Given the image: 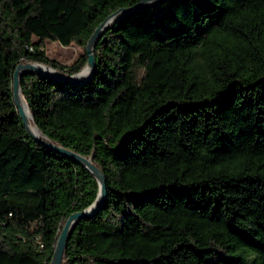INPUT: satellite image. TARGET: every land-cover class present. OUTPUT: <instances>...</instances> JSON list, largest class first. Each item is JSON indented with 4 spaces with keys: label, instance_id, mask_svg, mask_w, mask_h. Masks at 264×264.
Here are the masks:
<instances>
[{
    "label": "trees",
    "instance_id": "16d2710c",
    "mask_svg": "<svg viewBox=\"0 0 264 264\" xmlns=\"http://www.w3.org/2000/svg\"><path fill=\"white\" fill-rule=\"evenodd\" d=\"M139 1L0 0V264H50L67 219L98 193L23 127L16 68L78 74L86 50L66 67L45 41L68 47ZM93 53L83 85L20 77L41 137L105 178L106 201L70 231L62 264H264V0H162Z\"/></svg>",
    "mask_w": 264,
    "mask_h": 264
},
{
    "label": "water",
    "instance_id": "95a60500",
    "mask_svg": "<svg viewBox=\"0 0 264 264\" xmlns=\"http://www.w3.org/2000/svg\"><path fill=\"white\" fill-rule=\"evenodd\" d=\"M162 0H140L135 6L129 8V9H121L107 17L93 32L90 39L87 42L86 46V55H87V61L86 65L83 68L81 72L75 75H65L57 70H54L52 68H49L43 64L39 63H26L19 65L13 75V99L14 102L18 108L20 119L23 123V127L27 130V132L30 134L31 138L36 141L38 144H40L42 147L49 149L52 152L58 153L62 155L63 157L68 158L69 160L79 164L84 169H86L89 173L92 174V176L95 178L96 183L98 185V193L95 201L84 211L74 213L71 215L58 238L54 253L52 255L51 263L50 264H62L63 263V255L67 243V239L69 236L70 231L73 229V227L83 218H91L95 216L99 208L103 206V204L106 201V187H105V178L103 174L98 170V168L92 163L91 158L85 159L69 150H66L62 147H59L53 143H51L46 137L42 136L41 138L36 137L31 133V131L27 127L28 119L26 117V114L22 108L21 101L18 98V94L21 93L20 88V77L25 73H35L41 76H44L46 78L58 81V82H64L68 84H76V85H83L87 83L94 70H95V57H94V46L98 39L108 30L110 29L114 24H116L118 21L124 19L127 16H131L133 14H136L137 12L152 6L154 4H157ZM39 66L46 67L49 72H41ZM25 68H31V70L24 71L23 73L19 74L20 69ZM22 102L25 104L27 111L29 113L30 119H32L31 114L29 112V108L27 106L26 101L24 100L22 96ZM36 128V127H35ZM37 129V128H36ZM38 130V129H37Z\"/></svg>",
    "mask_w": 264,
    "mask_h": 264
},
{
    "label": "rangeland",
    "instance_id": "374dc122",
    "mask_svg": "<svg viewBox=\"0 0 264 264\" xmlns=\"http://www.w3.org/2000/svg\"><path fill=\"white\" fill-rule=\"evenodd\" d=\"M95 20L92 19L87 22L84 29L80 31L76 39H73L68 47H62L58 43L45 41L44 53L45 56L52 61H55L63 66L72 65L86 50L87 43L85 40L88 36L93 34V26ZM90 39V38H89ZM35 42L36 39H33ZM139 76H142V71L138 70Z\"/></svg>",
    "mask_w": 264,
    "mask_h": 264
},
{
    "label": "bare ground",
    "instance_id": "6f19581e",
    "mask_svg": "<svg viewBox=\"0 0 264 264\" xmlns=\"http://www.w3.org/2000/svg\"><path fill=\"white\" fill-rule=\"evenodd\" d=\"M39 68H40V71L41 72H49V70L46 68V67H43V66H39ZM28 70H31V68H25V69H20L19 70V74H21V73H23L24 71H28ZM18 98H19V100L21 101V104H22V108H23V110H24V112H25V114H26V117H27V119H28V122H27V127H28V129L31 131V133L33 134V135H35L36 137H38V138H41V135H40V133L38 132V130L35 128V126H33L32 124H31V122H30V116H29V113H28V111H27V108H26V106H25V104L22 102V95L19 93L18 94Z\"/></svg>",
    "mask_w": 264,
    "mask_h": 264
}]
</instances>
